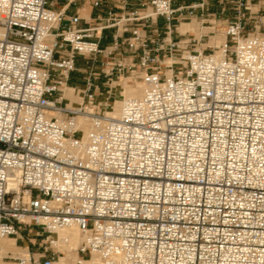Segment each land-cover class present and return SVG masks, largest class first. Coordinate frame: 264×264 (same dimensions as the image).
Segmentation results:
<instances>
[{"label":"built area","instance_id":"obj_1","mask_svg":"<svg viewBox=\"0 0 264 264\" xmlns=\"http://www.w3.org/2000/svg\"><path fill=\"white\" fill-rule=\"evenodd\" d=\"M81 1L0 0V239L31 245L2 260L264 264V13L249 29L236 0L225 41L203 47L172 34L207 22L208 0H90L93 18ZM125 73L142 94L115 112Z\"/></svg>","mask_w":264,"mask_h":264},{"label":"rangeland","instance_id":"obj_2","mask_svg":"<svg viewBox=\"0 0 264 264\" xmlns=\"http://www.w3.org/2000/svg\"><path fill=\"white\" fill-rule=\"evenodd\" d=\"M187 2H189L190 0H186ZM235 2L236 0H208V9H207V22H205L204 24L201 23L200 19H197L196 17H194L193 19H197V22H199V27L194 31V34L197 37H200L201 35L205 34L207 35V37H203L202 39V45L203 47H209V46H214V45H219L221 43V41L224 38V30H225V24L227 22V20H229V18H231L234 13H235ZM249 6L251 7L250 13L249 15L251 16L250 19V24H249V29H253L255 27V25L259 22L260 17L262 16V14L264 13V0H249ZM75 6H73L72 9H74ZM90 8L86 9L85 12H83V15L86 14V12H89ZM186 22V21H184ZM190 22V21H187ZM213 26H216L215 28H213ZM212 31H215L216 35L213 37H210ZM179 30L178 31H174L173 33V37L174 40H179L184 38L180 33ZM219 41V42H218ZM214 42V43H213ZM202 47V48H203ZM81 65H85L84 63H81ZM88 71H90V69H88ZM87 73L83 70H79L77 68L76 71H74L73 77L75 78H80L85 80ZM128 73H125L124 75H122L119 79L118 78H114L115 82L113 83V90H115V94H113L112 97H110V101H115L117 99H121L122 97V90L124 89V83L125 81H131L130 78H127ZM74 80V79H73ZM140 82V79L137 80V82H135L132 85H135L136 83ZM131 83V82H130ZM74 88H76L74 85L72 86ZM108 94L104 93L103 95H98L97 96V100H104V98L107 96ZM111 107H108L107 110H110ZM33 231L36 232L38 230H42V228L40 227H36L33 226L32 227ZM28 232L27 230L24 231V234L26 235ZM28 238L24 237L23 239H19L17 242V245L19 247V249H17V251H15V255L14 253H10L11 256L16 257L19 256L21 254H23L25 251V247L20 248L21 245H24L26 243H28ZM7 261H14L13 259H8Z\"/></svg>","mask_w":264,"mask_h":264},{"label":"bare ground","instance_id":"obj_3","mask_svg":"<svg viewBox=\"0 0 264 264\" xmlns=\"http://www.w3.org/2000/svg\"><path fill=\"white\" fill-rule=\"evenodd\" d=\"M199 24L200 23L197 22V19H192V21L190 22H182L178 29L182 33H186L188 31H195L199 27ZM224 41L225 36L221 43H223ZM123 88L124 89L122 90V97L124 96L127 99L130 97L140 96L142 94L143 84L141 82H138L135 85H132L127 80L125 81ZM64 89L65 95L71 99L72 104H79L82 101L81 90L74 87H65ZM123 102L124 100L122 98L114 101L115 112H119L121 110ZM61 235L69 236V239L71 241L70 245L66 247L67 255L63 257L62 260H66L68 257L73 259L75 253L72 252V250H74L77 245L81 242L83 236L76 227L62 230ZM17 249H19V247L17 246L16 240L14 238L0 239V264H15V262L12 261L2 260V256L10 255V252L14 253L15 255V251H17ZM25 250L26 249H24V251Z\"/></svg>","mask_w":264,"mask_h":264},{"label":"crops","instance_id":"obj_4","mask_svg":"<svg viewBox=\"0 0 264 264\" xmlns=\"http://www.w3.org/2000/svg\"><path fill=\"white\" fill-rule=\"evenodd\" d=\"M78 5H82L83 6V8L80 10V12L90 8L89 13L91 14V18L95 17V15H97V14H100V13L103 14L104 13V11L103 12H99L98 10H94L91 7V1L90 0H82ZM112 33H113L112 30H106L104 32V39L102 41L103 45H110V44L113 43L112 36H111ZM178 33H180V32H178ZM181 34H182V32H181ZM172 38L174 39L173 34H172ZM122 56L124 57L125 60H127L126 56H128V59H130V58L132 59L133 58L136 62H138V54L125 53V54H122ZM117 59H120V58H118V56H117ZM84 62H85L84 59L82 57H79L77 59V68L79 70H82V71L84 70L87 73V72H89L88 69H90V68H85L84 65H81V63H84ZM93 69H99V66H95ZM73 74H74V72H72L71 75H70L68 86L72 87L74 85L77 89L82 90L84 88V86H85V80L80 79V78H75V77H73ZM101 89H102L103 93H105L106 87L102 86ZM27 246L31 247L29 242L24 244V245H21L20 248L27 247Z\"/></svg>","mask_w":264,"mask_h":264}]
</instances>
